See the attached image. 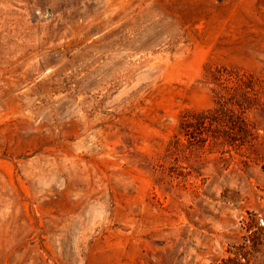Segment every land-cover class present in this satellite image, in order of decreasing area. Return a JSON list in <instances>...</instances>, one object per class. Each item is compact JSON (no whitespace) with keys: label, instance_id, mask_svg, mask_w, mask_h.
<instances>
[{"label":"rangeland","instance_id":"374dc122","mask_svg":"<svg viewBox=\"0 0 264 264\" xmlns=\"http://www.w3.org/2000/svg\"><path fill=\"white\" fill-rule=\"evenodd\" d=\"M216 69L264 85V0H0V264H264V102L180 133Z\"/></svg>","mask_w":264,"mask_h":264},{"label":"trees","instance_id":"16d2710c","mask_svg":"<svg viewBox=\"0 0 264 264\" xmlns=\"http://www.w3.org/2000/svg\"><path fill=\"white\" fill-rule=\"evenodd\" d=\"M213 105L186 109L180 115V133L190 148L210 152H242L254 144L257 127L249 111L264 102V85L246 72L216 69L212 74Z\"/></svg>","mask_w":264,"mask_h":264}]
</instances>
